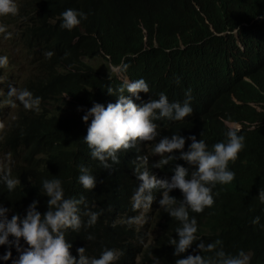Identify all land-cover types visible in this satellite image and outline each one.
<instances>
[{
  "label": "trees",
  "instance_id": "trees-1",
  "mask_svg": "<svg viewBox=\"0 0 264 264\" xmlns=\"http://www.w3.org/2000/svg\"><path fill=\"white\" fill-rule=\"evenodd\" d=\"M18 6L19 12L13 17L24 20L26 25H21L20 34L10 41L53 48L56 54L69 59V66L62 73L54 69L60 58L44 63L43 68L35 67V72L26 75L19 88H27L42 97L60 91L93 97L101 91L103 105L107 107L118 99L109 95L107 88L118 89L122 84L115 75L95 71L78 62L82 56H100L112 65L120 63L119 72L131 80L143 78L148 83L150 93H140L139 99L125 92L138 106L158 99L161 92L170 102H183L185 92L191 89V117L198 116V119L180 126L185 128L183 135L198 137L197 130H200L211 144H216L226 140L221 120L242 126L246 147L235 162H229L235 180L213 188V207L199 213L202 215L196 216V220L202 226L215 229L221 218L218 208L225 210L237 222L227 232L211 233L208 240H221L228 253L244 248L240 222L257 214L251 194L264 185V0H22ZM68 8L87 14V19L81 21L85 37L76 45L70 44L71 34L46 22L47 16ZM200 12L211 32L198 18ZM141 30H144L145 48L133 59L123 57L139 50ZM125 63L129 65L126 70L122 67ZM9 84L14 85L15 81H7L6 85ZM92 88L98 90L94 92ZM8 90L5 89V95ZM15 106L16 114L7 122L0 111V120L6 125L1 132L0 149L7 156L10 154L7 165L11 175L20 180L12 191L0 182V204L10 209L9 220L13 214L23 218L27 210L20 206H29L33 201L47 209L48 198L42 192V182L59 178L66 196H84L90 206L95 205L93 211L103 210L94 226L66 232L74 257L79 258L77 249L81 247L86 249V255L97 258L107 248L123 252L116 264H156L157 259L159 264H175L177 257L173 255L170 241L164 245L160 237L156 242L158 247L145 246L144 235L133 233L127 225L114 221L116 214L134 211L131 196L139 181L131 176L134 175V158L142 155L138 148L128 157L120 158L114 170H106L91 158L90 149L83 141L87 129L78 124L76 117L64 121L62 116L57 120L41 113H26L18 101ZM170 122L168 119L156 121L159 129L169 128L173 124ZM174 163L192 168L183 160ZM81 165L90 168L96 176L94 190H85L78 182ZM173 174L172 169L162 179L171 180ZM160 193L157 191L155 198ZM170 195L183 199L178 189ZM112 210L114 213L109 214ZM83 219L86 223L87 217ZM156 226L158 234L162 233V225L157 223ZM89 235L94 239L88 241ZM251 238L259 251L252 264H264V229L253 231ZM20 244L27 247L23 239ZM5 246H0V252ZM188 254H197L196 244L180 258Z\"/></svg>",
  "mask_w": 264,
  "mask_h": 264
},
{
  "label": "clouds",
  "instance_id": "clouds-1",
  "mask_svg": "<svg viewBox=\"0 0 264 264\" xmlns=\"http://www.w3.org/2000/svg\"><path fill=\"white\" fill-rule=\"evenodd\" d=\"M194 8L198 11L196 6ZM18 12L17 0H0V39L9 44L11 50H17L21 59H24L25 66L28 67V71L22 77L13 72H9L4 77V90L6 88L9 90L7 95L5 91L4 93L0 91V95L5 100L4 104L10 105L14 111L6 122L16 114L17 101L29 114L41 113L45 117L54 116L57 120L64 116V121L76 117L78 124L87 129L83 141L90 149L91 158L99 161L106 170H114L113 166L120 163V158L128 157L132 150L138 148L142 155L134 158L132 166L134 175L131 176L139 181L136 191L131 196L134 211H130L132 214L118 213L114 221L117 224L127 225L133 233L139 232L144 235L145 246L158 247L156 242L160 237L164 245L170 241V245L174 248L173 255L177 257L175 264H252L256 251L258 255L259 251L251 238V233L264 229V185L251 194L257 205V214L240 222V235L245 243L244 248L234 249L228 253L221 240H208L211 233L227 232L237 222L225 210L218 208V215H221V218L215 229L202 226L203 224L196 220V216L202 215L199 213L206 208L209 211L213 207L215 203L213 188L220 184H231L235 180V172L229 170V162H235L246 147V134L242 133V126L239 123L221 120L224 126L223 136L226 140L216 144H211V140L206 139L200 130H197L198 137L183 135L185 128L180 126L198 119V116L191 117L193 113L191 89L185 92L183 102H170L167 95L161 92L158 99H150L138 106L125 92L139 99L140 93H150L148 83L143 78L131 80L119 72L120 63L112 65L100 56H82L78 62L82 61L81 58H99L102 61L101 69H95L88 63L82 62L95 71L115 75L122 84L118 89H113L111 86L107 88L109 95L118 97L116 103H109L107 107L103 105L104 97L101 91L100 95L93 97L82 96L77 92L68 94L65 91L42 97L40 94H33L27 88H19L20 82L26 75L35 72V67L43 68L44 63L60 58L54 64V69L62 73L68 68L69 59L56 54L53 48L37 47L34 43L21 45L11 42L12 38L20 34L21 28L8 30L5 19L9 15H17ZM197 16L206 30L211 32L202 12ZM83 19H87L86 13L68 8L62 13L47 16L46 22L71 34L70 44L76 45L86 34L81 22ZM137 23H140L139 18ZM155 26L154 23L153 27ZM141 31L143 36L139 50L124 54L123 57L133 59L145 48L144 30ZM232 33H235V30ZM152 44L155 47L154 41ZM4 51L0 48V67L9 63ZM122 67L126 70L129 65L125 63ZM10 80L15 81V84L7 86L6 82ZM176 82L179 83L178 78ZM92 90L96 92L98 89L92 88ZM162 119H168L173 124L167 129H159L156 121ZM5 127V122L0 120V132ZM2 136L1 134V138ZM187 143L191 144L188 146ZM10 158L9 154V162ZM176 160H183L192 165V168L187 169L175 164ZM193 168L195 170L189 177ZM172 169L174 174L171 180L162 179ZM79 172L78 182L85 190H94L97 180L91 169L81 165ZM0 182L6 184L9 191L20 184V180L11 175L8 165L2 162H0ZM176 189L183 194L182 200L170 195ZM157 191L161 193L155 198ZM42 192L48 198L47 209L38 205V201H33L29 206H20L24 211L27 210L23 218L19 214H13L9 220L10 209L0 204V246L6 245L0 252V264H116L123 255L119 249L106 248L97 258L86 255V249L81 247L77 249L79 256L77 259L71 253L73 245L66 239V232L69 230L78 232L82 227L94 226L102 215V209L93 211L95 205L90 206L84 196L79 198L66 196L59 178L43 180ZM114 211H109V214ZM83 217H87L86 223ZM157 223L163 228L160 234ZM197 235L202 240H199ZM9 237L14 239L10 240ZM21 239L27 247L21 246ZM93 239L92 235L87 237L88 241ZM193 244L197 246V254H188L180 258L188 253ZM203 253H211V255H203ZM156 264H159L158 259Z\"/></svg>",
  "mask_w": 264,
  "mask_h": 264
},
{
  "label": "rangeland",
  "instance_id": "rangeland-1",
  "mask_svg": "<svg viewBox=\"0 0 264 264\" xmlns=\"http://www.w3.org/2000/svg\"><path fill=\"white\" fill-rule=\"evenodd\" d=\"M21 1L22 0H17L18 5ZM5 24L8 25V30H14L16 28H19L21 25L25 26L26 22L20 18L17 19L14 18L12 15H9L5 19ZM0 48L1 50L2 49L5 50L4 53H6L7 57L9 58L8 65L4 67H0V91L4 93L5 85L3 81L5 75L8 74L9 72H13L16 73L17 76L22 77L28 71V67L25 66L24 59L23 58L21 59L20 53H18L17 50H11L12 47L9 44H7L3 39H0ZM81 59L85 63L91 65L93 68L101 69V65H102L101 59L99 58H92V59L81 58ZM111 70L114 71L116 69H111ZM1 96L2 95H0V111L2 113L3 119L6 121L14 113V111L12 110L10 105L4 104L3 101L5 100L2 99ZM0 141H1V132H0ZM7 160H8V156L0 150V162L7 164Z\"/></svg>",
  "mask_w": 264,
  "mask_h": 264
}]
</instances>
